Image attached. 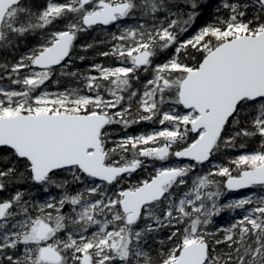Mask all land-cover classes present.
Returning <instances> with one entry per match:
<instances>
[{
    "label": "snow or ice",
    "instance_id": "6c2138e0",
    "mask_svg": "<svg viewBox=\"0 0 264 264\" xmlns=\"http://www.w3.org/2000/svg\"><path fill=\"white\" fill-rule=\"evenodd\" d=\"M206 7L0 0V264H264V0Z\"/></svg>",
    "mask_w": 264,
    "mask_h": 264
},
{
    "label": "trees",
    "instance_id": "16d2710c",
    "mask_svg": "<svg viewBox=\"0 0 264 264\" xmlns=\"http://www.w3.org/2000/svg\"><path fill=\"white\" fill-rule=\"evenodd\" d=\"M36 2H37V3H40V2H42V0H36ZM204 2L207 4V7L205 8L202 17H201V18L198 20V22L196 23L197 25H198V24H201L202 21L208 20L209 17H210V14H211V13L208 14V12H210L211 10H206V9H208V7L212 4V2H210V0H204ZM101 35H102V33H99L98 31L91 32V33H88V34H86V35H82L81 38H80V40H79L77 43L80 44V43H84V42L90 41V40L92 39V37H96L97 39H99ZM21 51H23V49H21ZM78 51H79V49H78ZM94 51H95V50H90L89 53H88V55L91 57V56L93 55V52H94ZM80 54H84V53H83V52H80ZM162 57H163V56H162ZM100 59H101V58H96V62H100ZM89 62H91V61H85L84 63H81V62L77 61L76 66H77V67H80V68H84L85 65H86L87 63H89ZM109 62H110V61H107V60L105 61V63H109ZM137 130H141V129H137ZM255 146H256V145H255L254 143H252V144L249 145V148L252 149V148H254ZM219 159H223V157H219ZM137 175H141V174L138 173Z\"/></svg>",
    "mask_w": 264,
    "mask_h": 264
},
{
    "label": "rangeland",
    "instance_id": "374dc122",
    "mask_svg": "<svg viewBox=\"0 0 264 264\" xmlns=\"http://www.w3.org/2000/svg\"><path fill=\"white\" fill-rule=\"evenodd\" d=\"M210 2H212V4L208 7V9H206V10H211L210 12H208V14H210L213 11L214 7H215V0H210ZM207 21L208 20H205V21H202L201 24H198V25L196 24V27L198 28V27L202 26ZM162 56H163V54L160 57L161 60L163 59ZM139 174H141V173H139ZM141 175H143V174H141ZM237 195H238L237 193H229V194H227L228 198H232V197H235ZM231 215H234V214H230V213L222 214V216L220 218H217L214 221L216 226H219L221 224H227L230 221Z\"/></svg>",
    "mask_w": 264,
    "mask_h": 264
}]
</instances>
